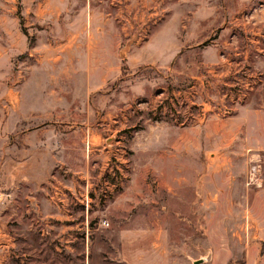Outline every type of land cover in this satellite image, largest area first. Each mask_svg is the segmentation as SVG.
Instances as JSON below:
<instances>
[{
    "label": "rangeland",
    "instance_id": "rangeland-1",
    "mask_svg": "<svg viewBox=\"0 0 264 264\" xmlns=\"http://www.w3.org/2000/svg\"><path fill=\"white\" fill-rule=\"evenodd\" d=\"M151 125L188 188L130 177ZM0 192L2 264H264V0H0Z\"/></svg>",
    "mask_w": 264,
    "mask_h": 264
},
{
    "label": "crops",
    "instance_id": "crops-1",
    "mask_svg": "<svg viewBox=\"0 0 264 264\" xmlns=\"http://www.w3.org/2000/svg\"><path fill=\"white\" fill-rule=\"evenodd\" d=\"M185 127H182V129L169 127V126H150L148 130L141 132V134H137L135 136V143H134V150L139 151L142 154V160L138 163H135V166L132 165V170L130 171V177H136L140 175V171L144 169L145 172H143L141 175L142 177H160L162 174H165L166 180L170 183L175 184H181L182 188H188V185L191 181V162L190 159V143L189 139L186 137L183 138V142L179 144H168V140H166L167 137H170L174 135L175 131L177 130H184ZM154 141V142H153ZM180 149V155L176 158V154H174L175 149ZM166 150L168 152H171L170 155H168V161L162 162L158 161L157 158L161 157L162 155H159V152ZM165 151V152H166ZM177 151V150H176ZM202 156V155H201ZM170 157V158H169ZM200 157V154H199ZM150 158V161L147 163H144L147 159ZM155 159V161L153 160ZM198 167L200 168L198 170V175L196 176L199 180L201 177V180H204L205 178V165L206 163L203 162L202 159H198ZM210 163H213L212 161ZM164 166V167H162ZM164 172V173H163ZM201 174V175H200ZM121 173L118 171V174L116 175L115 182H117V178L119 180L122 179L120 177ZM114 179V177H113ZM132 180V179H131ZM55 196L57 199L61 202V204L58 203V213L61 215V217L65 220L64 223L61 224L60 227V240H61V246H64L65 248L70 249L71 251L76 250L80 244V237H79V231L80 229H83L84 226L81 225V223L78 220L79 209L75 207L77 204L76 201L73 198H68L63 192L59 191V193H56ZM185 199L188 197L184 195ZM81 202H84L85 199H78ZM85 229V228H84ZM88 228H86V232L88 233ZM131 230V229H130ZM158 238L153 242V245L155 247L159 245H163L165 241L167 242L168 239L161 236L164 234L162 229L158 231ZM129 231V229H127ZM134 231V238L138 237L139 234H141L144 229L141 227H137L136 225L133 228ZM141 232V233H140ZM125 235L121 234L120 237H122L123 241L121 243V246L127 245V242H125ZM161 239V240H158ZM92 241L90 240L89 236L87 235L86 239L84 240V246L87 248V258L90 262V243ZM140 242V241H139ZM138 239H135L132 243L135 245L139 244ZM131 243L130 241L128 242ZM13 244V243H12ZM11 244H7L9 246ZM188 246L190 243L188 242ZM89 252V254H88ZM161 254V252H159ZM162 255V254H161ZM4 261L0 260V264H2Z\"/></svg>",
    "mask_w": 264,
    "mask_h": 264
},
{
    "label": "built area",
    "instance_id": "built-area-1",
    "mask_svg": "<svg viewBox=\"0 0 264 264\" xmlns=\"http://www.w3.org/2000/svg\"><path fill=\"white\" fill-rule=\"evenodd\" d=\"M2 201H4V200H3V193L0 192V203H1ZM105 223L107 224V222H105ZM107 225H108V224H107Z\"/></svg>",
    "mask_w": 264,
    "mask_h": 264
},
{
    "label": "water",
    "instance_id": "water-1",
    "mask_svg": "<svg viewBox=\"0 0 264 264\" xmlns=\"http://www.w3.org/2000/svg\"><path fill=\"white\" fill-rule=\"evenodd\" d=\"M198 262V261H197Z\"/></svg>",
    "mask_w": 264,
    "mask_h": 264
}]
</instances>
